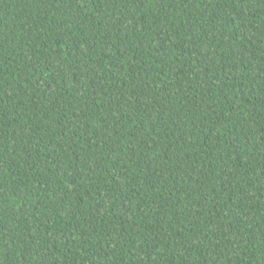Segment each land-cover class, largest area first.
Listing matches in <instances>:
<instances>
[{"label": "trees", "instance_id": "16d2710c", "mask_svg": "<svg viewBox=\"0 0 264 264\" xmlns=\"http://www.w3.org/2000/svg\"><path fill=\"white\" fill-rule=\"evenodd\" d=\"M0 264H264V0H0Z\"/></svg>", "mask_w": 264, "mask_h": 264}]
</instances>
